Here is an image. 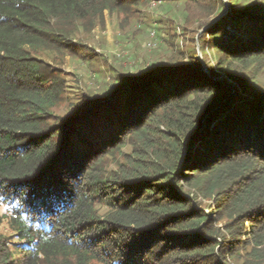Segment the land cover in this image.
I'll use <instances>...</instances> for the list:
<instances>
[{
  "label": "trees",
  "instance_id": "16d2710c",
  "mask_svg": "<svg viewBox=\"0 0 264 264\" xmlns=\"http://www.w3.org/2000/svg\"><path fill=\"white\" fill-rule=\"evenodd\" d=\"M151 1L0 0V264H264V89L231 94L228 79L190 54L187 66L119 72L114 100L82 94L72 111L54 113L67 95L60 63H91L80 34L104 24L106 10L131 15ZM241 2L230 23L247 38L219 43L225 18L209 20L204 35L248 91L264 71V18L254 0ZM201 196L213 199L209 213Z\"/></svg>",
  "mask_w": 264,
  "mask_h": 264
},
{
  "label": "rangeland",
  "instance_id": "374dc122",
  "mask_svg": "<svg viewBox=\"0 0 264 264\" xmlns=\"http://www.w3.org/2000/svg\"><path fill=\"white\" fill-rule=\"evenodd\" d=\"M211 1L214 0L200 2L195 0L188 2L151 1L148 4L142 3L138 8H133L131 15L123 12L110 13L106 10L104 24L94 27L90 35L80 34L84 40V45L80 49L81 56L88 58L87 54L85 55L87 51L92 56L89 66L82 65V61L78 58L71 59V56H67L60 63L61 69L67 76V95L55 108V115L61 116L72 111L71 105L80 96H83L82 94L105 93L108 97H112L111 100H114V96L111 94L113 89L118 87L116 77L119 72H127L131 75L139 74L166 60L182 58L183 64L187 66L192 64L190 54H194L199 59L200 66L204 71H207L204 69L206 67L209 70L208 73L214 70L216 79L221 77L229 80L226 71L218 65L221 51L216 46L217 42L215 43L213 34L204 35L205 24L209 20H211L210 24H214L225 18L227 25L221 33L217 34L219 43L231 39L235 33L242 34L247 38L246 31L244 32L240 28L235 29L230 23V18L234 14L232 11L234 9L233 2L242 1L247 5L252 0H222L225 5L223 11L207 16L204 6L206 2L211 3ZM240 8L241 6H239ZM252 8L253 11L258 10L256 12L260 15L259 20H262L264 18V0H254ZM213 30L215 29L213 28ZM152 32H154L153 35ZM165 67L162 70H165ZM256 77L254 86L248 91H244L239 83L233 85V88L239 94L254 99L255 92L264 89V71L257 73ZM131 148V145L124 146V153H129ZM124 160L123 154H119L115 159L111 158L110 170L115 173L119 172V165ZM131 161L132 159L129 158V162ZM178 166L183 173L186 172L182 161ZM186 190L189 196L193 197L195 190L192 188H186ZM197 200L203 203L205 212L209 213L208 206L212 204L213 199L201 196ZM3 230L9 235L14 234L7 226H4ZM16 236L14 235L12 238ZM232 262L243 264V260ZM75 263L76 260L73 259L71 264ZM88 264H107V262L92 259Z\"/></svg>",
  "mask_w": 264,
  "mask_h": 264
},
{
  "label": "water",
  "instance_id": "95a60500",
  "mask_svg": "<svg viewBox=\"0 0 264 264\" xmlns=\"http://www.w3.org/2000/svg\"><path fill=\"white\" fill-rule=\"evenodd\" d=\"M204 69L205 70H207V72H209V70L206 68V67H204ZM152 75H154V74H152ZM219 80H221V81H226L227 79H225V78H221V77H219L218 78ZM231 80V81H230ZM230 81V82H229ZM229 87L232 89L231 90V94H234L235 92H236V89L235 88H233V85L235 86V85H237V83H239L238 81H236V80H233V79H229ZM233 82H236V83H234L233 84ZM245 93H247V92H245ZM230 94V95H231ZM247 94H249V93H247ZM240 95H242V96H244L243 94H240ZM253 95V94H252ZM254 97V96H253ZM252 97V98H253ZM111 98L112 97H108V100H111ZM228 100H229V96H225V97H223L222 99H221V102H219L209 113H211L212 111H214V110H217V109H220L221 107H222V105L223 104H225V103H227L228 102ZM208 116V114L206 115V117ZM206 117H204L203 119H202V124H201V128L198 130V131H201V130H203L204 128H205V126H206V122H205V119H206Z\"/></svg>",
  "mask_w": 264,
  "mask_h": 264
},
{
  "label": "built area",
  "instance_id": "2783aa9c",
  "mask_svg": "<svg viewBox=\"0 0 264 264\" xmlns=\"http://www.w3.org/2000/svg\"><path fill=\"white\" fill-rule=\"evenodd\" d=\"M154 34V32H152V35ZM150 45H152V43H149Z\"/></svg>",
  "mask_w": 264,
  "mask_h": 264
}]
</instances>
